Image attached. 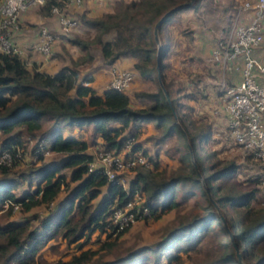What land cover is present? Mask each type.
<instances>
[{
    "label": "trees",
    "instance_id": "trees-1",
    "mask_svg": "<svg viewBox=\"0 0 264 264\" xmlns=\"http://www.w3.org/2000/svg\"><path fill=\"white\" fill-rule=\"evenodd\" d=\"M184 1L114 0L99 15L81 13L79 25L93 34L65 35L77 52L54 71L40 68L29 52L0 53V155L12 156L10 164L0 162V264H42L44 246L52 242L57 247L60 240L66 252L73 253L55 264H243L230 233L247 264H264V160L234 141L231 146L239 152L218 157L209 142L218 140L214 134L222 128L216 131L208 116L193 113L194 103L207 98L210 81L188 69V64L203 67L204 57L196 54L195 28L186 13L208 10L215 0H195L169 14L158 29V48L156 22ZM216 4L218 13L230 10ZM55 5L65 7L63 0H46L30 10L38 8L41 16L51 18ZM180 19L175 39L166 34L167 26ZM18 37L19 33L15 43ZM213 39L214 48L218 40ZM178 50L184 52L185 84L172 75L173 53ZM95 52L104 67L132 58L136 78L153 87L98 91L90 84ZM207 70L213 76L212 68ZM217 89L225 98L220 84ZM148 124L153 128L149 134ZM65 127L78 128V135H64ZM223 129L229 132L227 125ZM89 131L91 141L84 136ZM41 146L52 153L49 160ZM91 146L94 152L89 151ZM100 150L124 159L142 155L146 160L123 171L128 176L123 186L89 169ZM27 151L35 157L31 163L24 161ZM164 158L175 166L168 167ZM240 172L247 176L243 182L235 178ZM63 190L67 194L59 198ZM137 196L141 203L134 207L148 210L138 220L155 221L170 211L174 215L156 243L127 247L122 255L117 253L122 250L118 238L128 226L117 230L110 215ZM184 201L191 202L189 207ZM38 207L48 212L11 219L15 212L26 214ZM94 233L100 243L97 249H82ZM71 244L79 253L67 249ZM111 254L115 256L108 258Z\"/></svg>",
    "mask_w": 264,
    "mask_h": 264
},
{
    "label": "built area",
    "instance_id": "built-area-1",
    "mask_svg": "<svg viewBox=\"0 0 264 264\" xmlns=\"http://www.w3.org/2000/svg\"><path fill=\"white\" fill-rule=\"evenodd\" d=\"M64 4L82 5L86 0H63ZM46 0H0V53L23 54L24 51L14 41L20 33L21 15L26 11L43 5ZM98 5L106 6L107 0H96ZM59 6L52 7L57 15L59 29L40 24L34 44L35 53L45 59L53 58L56 39L66 35L79 25L75 17L65 15ZM218 44L212 50L213 61L224 66L235 60V68L240 79L232 86L225 80L219 82L225 91L224 109L228 115L229 134L235 143L252 150L264 160V63L253 52L264 43V0H238L228 17V25L217 37ZM132 69H112L107 88L125 90L134 78ZM43 149V146H41ZM12 156L4 152L0 162L10 164ZM145 157L124 159L110 151L100 150L89 162L90 170L104 173L108 179L116 180L125 186L123 171L137 162L144 163ZM140 196L124 207H115L110 215L111 222L117 230L129 226L139 217L148 213L140 205Z\"/></svg>",
    "mask_w": 264,
    "mask_h": 264
},
{
    "label": "rangeland",
    "instance_id": "rangeland-1",
    "mask_svg": "<svg viewBox=\"0 0 264 264\" xmlns=\"http://www.w3.org/2000/svg\"><path fill=\"white\" fill-rule=\"evenodd\" d=\"M217 1L219 2V0H215L214 3H210L212 8H208V10L206 9V7L204 9H199V11L193 12L191 15V18L189 20L190 25L193 27H198L199 24L202 25V28H204L207 32H208V27L207 25L212 24L213 23V19L215 16V12L217 11ZM236 3L238 0H235ZM114 0H107V4L106 6L109 5H113ZM66 9L63 10V12L65 13V15H68L70 17H75L76 19L79 20L80 17V13L76 12L75 9H71L68 7H65ZM38 8L35 10H32L30 13L31 17H29V20L27 19V24H28V29L34 30L36 29L40 24H44L46 26H50L49 22H50V17L48 19H44L43 16H41L38 12ZM195 13V14H194ZM209 15V17H208ZM213 17V18H212ZM51 18H55L54 15H51ZM57 18V15H56ZM30 21V22H29ZM187 23L186 20L183 24ZM51 24V23H50ZM181 25V19L179 23H175L174 25L172 24V26L168 25L167 28H170V32H166L167 35H172L173 37L176 36L175 39H177L179 37V33H180V27ZM168 31V30H167ZM212 31V30H211ZM93 34V31L87 30L86 28H84L81 25H78L76 28L72 29L71 31H69L66 35H68V37H76V36H80L82 38H86L88 36H91ZM63 36V37H62ZM59 39H56V42L54 44V48H55V56L54 59H52V61H54L53 65L51 64V68L49 69V71H52L56 68V65L59 64H63L64 62H68L69 57L70 56H75L77 49L76 47H74L69 41H67V37L65 39V35H62ZM212 37H215L214 34H212ZM179 49V48H178ZM179 51V50H178ZM175 53V52H174ZM173 53V62H172V75L173 77H175L177 80H181L182 82H184V84L186 83L185 81H187L188 76H186V72H185V67L184 64L181 62V55L184 54V52L182 50H180L177 54ZM96 55V61H95V65H98V63H101V60L99 58L98 52H95ZM209 55V54H208ZM51 61V62H52ZM204 63L203 67L201 66L202 69L198 70L200 71V73H208V70H210L211 67H213L212 65H215V61H213L212 55L207 56V59L204 58L203 62ZM217 63V62H216ZM188 69H196L195 66L193 65H189L188 64ZM211 71V70H210ZM211 74L215 77H217V79L215 78V80L218 81V79H220V77L218 78V74L214 71L211 72ZM215 82L217 84H219L218 82ZM153 84L149 83L147 81H144L142 79H138V78H134L129 87L127 88V92H131L135 89H140V88H152ZM211 105H204L203 106H199V111H197L196 109L193 110L194 115H202V116H208L212 121H213V114L214 112H210L209 110L212 109V107L210 108ZM215 130L217 131V126H214ZM91 130V129H90ZM91 131H89L88 133H85L84 136L91 141ZM76 133V132H75ZM68 135V134H66ZM70 135H74L76 136L77 134H70ZM214 137H216V139L218 138V140L210 141V147L214 148L217 150V156L220 158H230V156L234 155V153H238L239 152V148L233 147L231 146L233 144V140L229 134L228 131H226L225 129L220 130L219 132H217L216 134H214ZM230 137V141L229 138ZM232 142V143H231ZM32 145V144H31ZM31 147H29V151H31ZM210 149V148H209ZM44 150V159L45 160H49L52 157V153L49 152L47 149H43ZM27 151L26 152V157H25V162H33L35 157L34 155H31L30 152ZM89 151L94 152L95 150L93 149V146H91L89 148ZM167 161V166L168 167H173L175 166V163L171 160H168L167 158H164ZM24 165L22 164L21 166H17L19 168H22ZM125 176L128 177L125 173ZM125 177V185H127V179ZM247 176L244 175V173H238V175L235 176V178L240 181L243 182L245 180ZM26 183H24L25 185ZM241 188L244 189V184L240 183ZM23 186V185H22ZM21 186V187H22ZM65 194H67L66 190H63L60 193V197L59 198H63L65 196ZM103 194V192H102ZM102 194L99 196V198L102 196ZM98 198V199H99ZM95 200V202L97 203V200ZM191 204L190 201H184V207H189V205ZM39 213L40 216L45 215L48 212V209H46L45 207H38L35 208L34 210H32L29 213L26 214H20L19 212H15L12 216L11 219H21L24 216H30L32 213ZM174 215V211H170L166 214H164L160 219L155 220V221H145V220H136L133 223H131L128 226V229L126 230V232H124L121 236H119L118 241L119 243H122L121 247V251H118L117 253H121L122 255H125L129 250H127V247H135V249L143 246V245H152L154 243H156L159 238L162 236L163 234V228L165 226V224L168 222L169 219H171V217ZM4 221V220H3ZM37 223V221H35ZM83 239V238H82ZM100 240H103L102 237L99 238ZM97 240V234L94 233L90 240H88L84 246L82 247V249H87V248H92V249H97V247L99 246V241ZM52 242L47 243L43 250H42V257H43V262L42 264H55V262L57 263L58 261H66L70 258L71 253L73 252H66V245L64 241H59L57 242V247L52 246ZM52 246V247H51ZM67 249H71L73 250L75 253H79V250L75 249V244H71L69 245V247ZM120 255V254H119ZM115 256V254H111V255H107L108 258H113Z\"/></svg>",
    "mask_w": 264,
    "mask_h": 264
},
{
    "label": "crops",
    "instance_id": "crops-1",
    "mask_svg": "<svg viewBox=\"0 0 264 264\" xmlns=\"http://www.w3.org/2000/svg\"><path fill=\"white\" fill-rule=\"evenodd\" d=\"M219 3L221 5H223L224 7L228 6L230 10L224 11L223 13H218L216 11L214 19L212 20L213 23L207 25L208 32L204 28H202V25H200V24L198 27H193V28H195V30H194L195 31L194 45H195L196 54L201 55L202 57H204L206 59H207V56L211 55V53H212L213 41H214V39H213L214 37H212V34H214L215 37H218V35L226 28V26L228 25L227 24L228 23V17L230 15L232 9L234 8V4H236V1L235 0H219ZM65 7L75 9L76 12H78L80 14L85 13L86 15H89V16L99 15L102 12H104L105 10H107V8H108L107 6L98 5L96 0H86L82 5H79V6L73 5V4H66ZM30 13H32L31 10H28L25 13H22V15H21L22 23L24 24L26 29L24 28L25 30L23 29V31H21L19 33L17 44L20 47H22V49L24 51L23 54H26L28 52H29V54L32 53V56H34V60L39 63L40 68H46L49 70L51 68V64L52 65L54 64L53 63L54 61H52V59H54L55 55L51 59H45L41 55L35 53L34 44H35V41L37 38L38 28H36L34 30L28 29V27H27L28 24L26 22H27V19L29 20V17H31ZM189 14L193 15V12L188 11L186 13V15H189ZM54 17L55 18H50L49 25L51 28L53 27L56 30H58L59 24L57 22V18L55 15H54ZM208 17H209V15H208ZM44 19H48V18L44 17ZM253 54L257 59H259L260 61H262L264 63V43L261 47L256 48L254 50ZM132 62H133L132 58L123 57V58L116 60L110 66L104 67V66H101L100 63H98L99 65L94 64L93 65V67H94V69H93L94 70L93 71V80L91 81L90 84L92 86H94L98 91H101L102 89H104L106 87V84L111 77L112 69H114V68L132 69L134 71V69L132 68ZM60 65H62V64L56 65V68L54 70H56ZM235 65H236L235 60H230L226 64V66H224V67L221 63L215 62V65H212L213 67H211V68L214 72H216L219 75L218 76V78L220 77V79H218L219 82L223 79V80H225L227 86H232L240 79L239 71L235 68ZM195 68H196V70L201 69L198 66H196ZM54 70H52V71H54ZM135 77H136V74H134V78ZM203 77H202V79L204 81H206V80L210 81V83L208 84V96L205 100L201 101L200 103L199 102L194 103V107L197 111H199V106L204 107V105H211L210 108L212 107V109L209 111L211 113L214 112V114L212 115L214 126L218 127L217 130H220L221 128L223 129L224 126L227 125L228 115L224 109L223 95L222 94L220 95V92L217 89V85H215L216 84L215 82L217 81V80H215V78L217 79V77L208 76V74H205V73H204ZM146 130H147L146 131L147 134L153 132L152 125H149V124L146 125ZM63 133H64V135H66V134H68V135L77 134L78 135L79 129L76 127H65Z\"/></svg>",
    "mask_w": 264,
    "mask_h": 264
},
{
    "label": "water",
    "instance_id": "water-1",
    "mask_svg": "<svg viewBox=\"0 0 264 264\" xmlns=\"http://www.w3.org/2000/svg\"><path fill=\"white\" fill-rule=\"evenodd\" d=\"M194 1H195V0H187V1H184V2H182V3H180V4L176 5V6L172 7V8L169 9L168 11H166V12H165V13H164V14L158 19V21L156 22L155 27H154V34H155L156 41L159 43V46H158L159 50H160L161 46H160V42H159L158 29H159V26L161 25V23L166 19V17H167L169 14H171L172 12H174V11H176V10H179V9H182V8H185V7H188V6L192 5ZM160 61H161V56H160V53H158V67H160ZM160 79H161V76H160ZM161 82H162V81H161ZM174 113H176L175 109H174ZM190 149H191V153H192L193 151H192L191 146H190ZM192 158H193V156H192ZM193 161H194V160H193ZM195 165H196V168H197V170H198V166H197L196 163H195ZM199 175H200V173H199ZM200 177H202V176L200 175ZM203 183H205L204 180H203ZM209 197H210V199L213 201V199H212V197H211L210 195H209ZM217 210L219 211V208H218V207H217ZM221 217H222V220H223L225 226L228 228V224H227V222H226L225 217H224V216H221ZM228 229H229V228H228ZM229 233H230V232H229ZM230 238H231V240H232V242H233L234 247L236 248V253H237V256H238L239 260L241 261V263H243V264H247V263L244 261L243 257H241V254H240L239 250L237 249L236 243L234 242L233 235H232L231 233H230Z\"/></svg>",
    "mask_w": 264,
    "mask_h": 264
}]
</instances>
